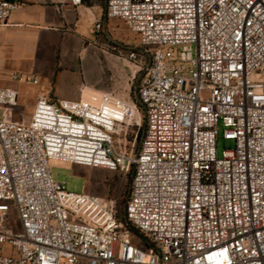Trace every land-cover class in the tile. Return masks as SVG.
<instances>
[{
    "label": "built area",
    "instance_id": "1",
    "mask_svg": "<svg viewBox=\"0 0 264 264\" xmlns=\"http://www.w3.org/2000/svg\"><path fill=\"white\" fill-rule=\"evenodd\" d=\"M19 6L0 0V26ZM106 16L149 56L142 107L39 95L22 122L0 82V264H264V0H107ZM220 123L234 142L222 157ZM53 161L134 168L123 213L66 190Z\"/></svg>",
    "mask_w": 264,
    "mask_h": 264
},
{
    "label": "rangeland",
    "instance_id": "2",
    "mask_svg": "<svg viewBox=\"0 0 264 264\" xmlns=\"http://www.w3.org/2000/svg\"><path fill=\"white\" fill-rule=\"evenodd\" d=\"M101 21L104 24V21ZM59 38L61 41H72L75 44V51L67 56L56 50L48 54L47 58L37 55L36 58H31L32 61H18L11 66L10 72H7L2 79L3 85H11L20 91L19 104L14 112L17 120L22 122L30 120L39 95L48 96L54 101L62 98L72 99L73 93L78 91V85L81 83L94 90L86 89L84 97L100 91L121 99L136 101L138 90L146 77L149 56L141 51L144 48L140 43L139 35L132 32L123 20L109 18L108 24H104L101 31H96L94 28L90 35H80L69 31L67 34L61 33ZM113 46H115L114 49ZM131 49L138 50L139 60L129 57ZM192 53L195 57L194 45H192ZM71 56H76L78 62L65 65L64 57ZM42 63V73L35 75L40 79L36 85L13 82L8 76L13 73L27 74L35 65L41 68ZM44 75H51V77L47 76L43 79ZM46 90H49V93ZM143 129L144 125L135 150L139 148ZM231 147H234V142L224 139L223 125L220 123L217 138L218 157H222L223 151ZM51 172L54 179L63 183L66 190L102 196L112 202L118 214H122L130 191L134 168L125 173L104 168L79 169L73 164L53 161ZM12 222L19 227L15 214H12Z\"/></svg>",
    "mask_w": 264,
    "mask_h": 264
},
{
    "label": "crops",
    "instance_id": "3",
    "mask_svg": "<svg viewBox=\"0 0 264 264\" xmlns=\"http://www.w3.org/2000/svg\"><path fill=\"white\" fill-rule=\"evenodd\" d=\"M18 1L20 6L12 13L9 25L0 26V82L6 73L10 72L11 66L18 61H32L31 58H36L37 55L46 57L56 50L65 55L75 51V44L72 41L60 40L61 33L67 34L73 31L80 35H90L96 21L103 20L104 24H108L107 0H84V3L77 7L71 6L69 0ZM64 61L65 65L78 62L76 56L64 57ZM37 67V65L33 66L27 74L33 76L41 74L43 63L40 69ZM8 76L11 78V74ZM47 76L51 77L44 75L43 79ZM36 78L39 83L40 79ZM86 89L92 90L90 86L81 83L78 85V91L73 93L72 99L69 100L78 99L81 91ZM46 91L49 93V90ZM89 95L91 93L85 97ZM75 166L79 169L87 167Z\"/></svg>",
    "mask_w": 264,
    "mask_h": 264
},
{
    "label": "trees",
    "instance_id": "4",
    "mask_svg": "<svg viewBox=\"0 0 264 264\" xmlns=\"http://www.w3.org/2000/svg\"><path fill=\"white\" fill-rule=\"evenodd\" d=\"M136 101V103L140 106V107H142V105L140 104V99H139V95L138 96H136V99H135ZM141 137H142V135H141ZM131 181H132V179H131ZM131 185V184H130Z\"/></svg>",
    "mask_w": 264,
    "mask_h": 264
},
{
    "label": "bare ground",
    "instance_id": "5",
    "mask_svg": "<svg viewBox=\"0 0 264 264\" xmlns=\"http://www.w3.org/2000/svg\"><path fill=\"white\" fill-rule=\"evenodd\" d=\"M127 101V100H126Z\"/></svg>",
    "mask_w": 264,
    "mask_h": 264
}]
</instances>
